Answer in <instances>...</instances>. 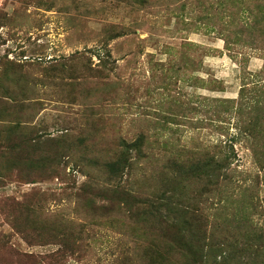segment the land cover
Listing matches in <instances>:
<instances>
[{"label": "rangeland", "instance_id": "rangeland-1", "mask_svg": "<svg viewBox=\"0 0 264 264\" xmlns=\"http://www.w3.org/2000/svg\"><path fill=\"white\" fill-rule=\"evenodd\" d=\"M0 264H264V0H0Z\"/></svg>", "mask_w": 264, "mask_h": 264}, {"label": "trees", "instance_id": "trees-1", "mask_svg": "<svg viewBox=\"0 0 264 264\" xmlns=\"http://www.w3.org/2000/svg\"><path fill=\"white\" fill-rule=\"evenodd\" d=\"M162 215L160 214L158 217H161ZM165 254V253H164Z\"/></svg>", "mask_w": 264, "mask_h": 264}]
</instances>
